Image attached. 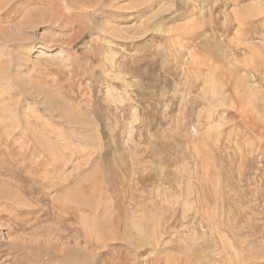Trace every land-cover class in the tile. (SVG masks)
<instances>
[{
    "label": "rangeland",
    "instance_id": "374dc122",
    "mask_svg": "<svg viewBox=\"0 0 264 264\" xmlns=\"http://www.w3.org/2000/svg\"><path fill=\"white\" fill-rule=\"evenodd\" d=\"M263 66L264 0H0V264H264Z\"/></svg>",
    "mask_w": 264,
    "mask_h": 264
},
{
    "label": "bare ground",
    "instance_id": "6f19581e",
    "mask_svg": "<svg viewBox=\"0 0 264 264\" xmlns=\"http://www.w3.org/2000/svg\"><path fill=\"white\" fill-rule=\"evenodd\" d=\"M73 1V0H72ZM69 2H70V0H69ZM40 12V11H39ZM47 12V11H46ZM32 13V12H31ZM48 14V13H47ZM26 16V15H25ZM54 18V17H53ZM47 19V18H46ZM262 68H264V66L263 67H261V69ZM240 112H241V110H240ZM257 125V124H256ZM94 132V131H93ZM95 133V132H94ZM91 137V136H90ZM93 141V140H92ZM74 194V193H73ZM144 233V232H143ZM128 237V236H127ZM160 237V236H159ZM165 252V251H164ZM183 253V252H182ZM182 255V254H181ZM161 256V255H160ZM169 256V255H168ZM167 259V258H166ZM169 260V259H168ZM185 262V261H184ZM183 262V263H184ZM187 262V264L189 263V261H186ZM159 263H162L163 264V262H159ZM172 263V262H171ZM183 263H181V264H183ZM173 264V263H172Z\"/></svg>",
    "mask_w": 264,
    "mask_h": 264
}]
</instances>
